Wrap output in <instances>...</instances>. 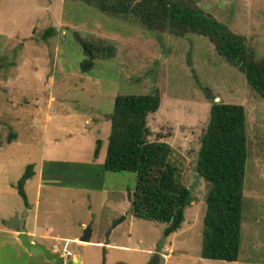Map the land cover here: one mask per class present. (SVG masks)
Returning <instances> with one entry per match:
<instances>
[{"label":"rangeland","instance_id":"obj_1","mask_svg":"<svg viewBox=\"0 0 264 264\" xmlns=\"http://www.w3.org/2000/svg\"><path fill=\"white\" fill-rule=\"evenodd\" d=\"M97 1L0 0V264H53L27 252L16 235L20 224L36 229L35 243L59 244L55 254L67 245L75 262L80 258L84 264H101L104 249L106 264H148L156 253L160 264H264V100L210 37L178 25L156 31L134 15L103 12ZM171 1L201 9L226 27L225 33L239 37L248 54L264 59V0ZM52 28L53 37L44 39ZM90 53L94 65L85 70ZM156 92L161 106L148 117L150 141L171 146L177 180L194 197L182 228L169 237L166 224L132 218L129 189L136 187L135 174L100 169L116 98ZM215 102L242 106L246 114L248 158L236 262L201 255L209 184L196 166ZM11 136L18 142L9 144ZM47 161L78 164L103 181L51 185L42 178ZM32 164L36 176L25 187L27 207L16 185ZM98 184L99 190L91 188ZM121 215L126 220L114 228ZM87 228L91 244L79 240Z\"/></svg>","mask_w":264,"mask_h":264},{"label":"trees","instance_id":"obj_2","mask_svg":"<svg viewBox=\"0 0 264 264\" xmlns=\"http://www.w3.org/2000/svg\"><path fill=\"white\" fill-rule=\"evenodd\" d=\"M100 3H99V2ZM99 9L114 14L134 15L144 25L164 32L173 25L210 37L217 51L237 65L248 85L264 100V59L256 60L239 37L225 33L226 27L201 9L183 7L171 0H98ZM52 28L44 39L53 37ZM86 51L93 50L84 44ZM85 65H94V55ZM161 106V97L153 95L119 96L115 101L108 138L107 157L101 171L133 173L134 190L129 189L130 213L137 219L166 224L165 236L178 232L185 222V210L194 202L189 188L177 180V168L170 162L172 148L165 142L150 141L149 115ZM11 136L10 144L15 139ZM3 142L0 140V147ZM102 141L98 140L94 157H99ZM248 158L246 114L242 106L214 103L207 130L202 138L196 166L208 184L207 211L204 218L202 258L236 262L241 249L245 166ZM78 164L46 162L43 180L59 187H84L76 180L103 181L101 174L81 171ZM83 167L82 165H80ZM75 167V168H74ZM36 175L35 165H28L16 188L29 206L26 184ZM99 190V184L91 186ZM126 220L121 216L114 228Z\"/></svg>","mask_w":264,"mask_h":264},{"label":"water","instance_id":"obj_3","mask_svg":"<svg viewBox=\"0 0 264 264\" xmlns=\"http://www.w3.org/2000/svg\"><path fill=\"white\" fill-rule=\"evenodd\" d=\"M18 233H19V239L22 245L27 250V252L30 254L43 255L48 262L53 263V264H80L82 263V260L80 258L78 262L74 261L71 263H67L59 254L53 253L45 245L32 242L31 238L26 232L24 224L19 225ZM91 238H92V231L90 228H87L84 232V235L79 240L81 242L91 243ZM156 256H158V253L155 254V257L148 264H160V259L157 258ZM106 262H107L106 250L104 249L101 264H106Z\"/></svg>","mask_w":264,"mask_h":264},{"label":"crops","instance_id":"obj_4","mask_svg":"<svg viewBox=\"0 0 264 264\" xmlns=\"http://www.w3.org/2000/svg\"><path fill=\"white\" fill-rule=\"evenodd\" d=\"M18 140V138L17 139H15V141H13V142H18L17 141ZM3 146V145H2ZM0 148H2V147H0ZM47 162H60V161H47ZM46 163V162H45ZM61 163H67V162H61ZM36 176V175H35ZM43 178V177H42ZM43 182H45V181H43ZM38 189H39V187H38ZM121 216H123V215H121ZM132 218H135L134 216H132ZM26 232H27V234L29 235V237L31 238V241L32 242H36L35 240H33L34 238H36V239H38L39 238V236L37 235V233H36V229H34L33 231H29V230H27L26 229ZM18 234V237H19V233H18V230H17V232H16V235ZM38 236V237H37ZM82 237V236H81ZM80 237V238H81ZM79 238V239H80ZM77 239V238H76ZM75 239V240H76ZM75 240H73V242H75L76 244H80V241H75ZM69 242H71L72 243V241H69ZM43 244V243H42ZM91 244V243H90ZM103 244V242H97V243H94V245H102ZM45 245V244H44ZM48 249H50V250H52V252H53V250H54V248H59V244H53V245H45ZM86 246H87V244H86ZM65 249H67V251L69 252H71V254H72V257L74 258V259H77L78 257L70 250V248L66 245L65 246ZM64 250V249H63ZM62 250V251H63ZM69 252V253H70ZM82 260V259H81ZM81 264H84V261L82 260V263Z\"/></svg>","mask_w":264,"mask_h":264},{"label":"flooded vegetation","instance_id":"obj_5","mask_svg":"<svg viewBox=\"0 0 264 264\" xmlns=\"http://www.w3.org/2000/svg\"><path fill=\"white\" fill-rule=\"evenodd\" d=\"M19 228V227H18ZM67 249H65V251H66ZM67 252V251H66ZM70 252V251H69ZM65 253V252H64ZM63 252H61L59 255L63 258V254H64ZM71 253V252H70ZM154 257H155V255H154ZM157 258H159L158 256H156ZM74 261H76L73 257H68V259H66L65 260V262H67V263H71V262H74Z\"/></svg>","mask_w":264,"mask_h":264},{"label":"built area","instance_id":"obj_6","mask_svg":"<svg viewBox=\"0 0 264 264\" xmlns=\"http://www.w3.org/2000/svg\"><path fill=\"white\" fill-rule=\"evenodd\" d=\"M67 251V250H66ZM65 251V253L63 254V259L64 260H66V259H68V257H72V254L71 253H69L68 251L66 252Z\"/></svg>","mask_w":264,"mask_h":264},{"label":"bare ground","instance_id":"obj_7","mask_svg":"<svg viewBox=\"0 0 264 264\" xmlns=\"http://www.w3.org/2000/svg\"><path fill=\"white\" fill-rule=\"evenodd\" d=\"M83 244H85V243H83Z\"/></svg>","mask_w":264,"mask_h":264}]
</instances>
